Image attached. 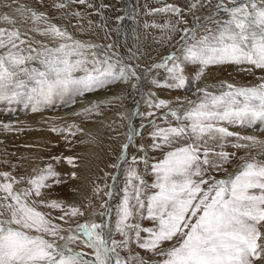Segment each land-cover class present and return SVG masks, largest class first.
I'll list each match as a JSON object with an SVG mask.
<instances>
[{"label": "snow or ice", "instance_id": "1", "mask_svg": "<svg viewBox=\"0 0 264 264\" xmlns=\"http://www.w3.org/2000/svg\"><path fill=\"white\" fill-rule=\"evenodd\" d=\"M37 2L44 6V0ZM78 2L84 4L85 0ZM229 2L232 7L226 6L223 0H217L214 6L215 12H223L227 19L206 17L214 28L200 23L199 18H194V25L198 27L162 26L181 33L179 55H169L148 66L145 72L163 69V83L152 80L156 88L182 90L186 82L195 85L197 100L188 101L182 113L164 99L148 101L149 108L167 109L164 118L168 126L160 127L149 121L153 125L149 133L151 149L167 150L163 159L151 165L147 154L140 159L134 156L129 162L125 151L132 142V133L128 134V142L122 144L117 163L111 165L113 168L128 165L124 169L123 196L115 208L114 231L104 221L78 224L75 235L61 234L65 229L53 223L50 213L41 211V207L59 210L62 214L55 219L65 222V217L76 218L84 212L75 204L66 206L61 201L39 199L45 189L66 182L52 164L33 169L34 175L19 180L2 172L0 264H129L133 259L137 264H145L139 257L129 260L120 257L118 249L126 250L132 243L162 257L157 264H264V232L261 231L264 228V160L257 157L245 160L235 174L225 179L217 180L210 174L226 171L224 165L235 155L224 151L229 138L237 141L233 147L258 148L259 155L264 156V140L229 130V126H239L264 132V78L252 86L222 83L218 94L210 92L207 86H200L211 67L247 65L253 75L256 70L264 72V0ZM198 6H205L203 0H194L190 11ZM0 7L12 8V4H0ZM67 7L66 3L56 0L51 4L56 10ZM154 11L181 17L177 24L187 23L177 6L169 4ZM0 22L11 25V28H0V105H5L7 112L19 109L37 113L57 104L70 107L86 93L118 82L130 83L133 89L138 87L140 64L136 63L137 53L131 48L125 60L114 50L115 44L99 48L76 40L66 29L52 24L45 12L18 3L14 15L0 13ZM29 22L32 26L27 31L16 26ZM198 30L204 33L199 38ZM29 31L45 37L54 46L29 37ZM188 66L195 67L194 74L187 72ZM108 103L90 102L73 115L85 118L98 115L101 105ZM135 114L156 115L152 111ZM168 117L174 118L175 126ZM2 127L4 131L10 129L8 124ZM72 129L82 131L75 124L67 129L53 127L51 131L75 136L76 131ZM135 135L139 136L140 132ZM139 151L146 152L145 146L140 145ZM52 159L59 162L61 158ZM64 159L70 166L78 167L76 157ZM140 162L146 169L150 166L153 183L148 184L138 172L135 165ZM71 177L78 178L75 172ZM112 179L115 182L117 177ZM16 184L27 186L17 190ZM108 187L106 195L111 197L112 186ZM101 208L104 209L101 217L111 214L106 204ZM137 219L150 220L153 227L144 228L139 222H132ZM114 234L122 239H111ZM81 236L83 246L91 250V259H85L86 253L73 251L68 246ZM61 240L65 241L62 245L58 244ZM165 242H172V246L163 248Z\"/></svg>", "mask_w": 264, "mask_h": 264}, {"label": "rangeland", "instance_id": "2", "mask_svg": "<svg viewBox=\"0 0 264 264\" xmlns=\"http://www.w3.org/2000/svg\"><path fill=\"white\" fill-rule=\"evenodd\" d=\"M52 2L53 0H44V6H42L37 0H16L15 3L13 0H3V4H12V8L5 7V9L10 12V15H14L17 3L34 8L38 12H45L50 18L52 24L66 29L76 40L88 44H94L100 46V48L115 44L116 47L114 50L121 56H124L125 60H127V53L129 48H131L133 52L137 53L138 59L136 63L140 64L142 77L138 82V87L136 89H133L129 83L128 91L122 97H118V99H114L116 96L111 95V89L120 86V82L92 93H86L84 97L78 98L77 102L70 107L57 104L37 113H32L28 110L29 114L39 113L41 115V119L33 126H30L28 122L25 121V126L23 127L27 111L18 109L15 112H7L5 111V105L0 106V144L2 143L7 147L5 152L0 150V173L5 172L2 170L3 165L10 163L11 159L8 158V152L13 153L12 156H15L13 158H15L18 163L20 162L19 166L20 164L22 165L21 169L15 174V176L12 175L18 180L21 177L34 175L33 169H36L38 164L35 160L39 153L42 158L41 161H39V164H52L54 169L61 174V179L66 181L65 183H62L65 196L63 202L64 205L75 204L84 212L83 216L76 218L70 219L65 217V220L67 221L65 222L55 219V217H59L62 214L59 210L46 209L48 213H50V219L53 220V223L58 224L61 228L65 229L61 234L67 237L69 234H76L78 224L103 222V217H101L100 213L103 212L104 209L101 208V205L106 204V206H108L109 203H107V200L109 196L106 195L110 190L108 186H111L110 183L113 180L112 177L117 175L115 174L117 173V170L111 167V165L117 163V157L121 153V146L128 142L127 136L130 132L132 133V142L125 151L126 160L130 162L134 156L140 159L147 154L149 165H151L153 162L155 163V161L157 162L159 159H163L164 155L157 157L150 147L151 143L148 140L149 133L153 130V125L149 123V121L153 120L155 124L160 127L168 126L166 119L164 118V112H166L167 109L155 110L154 108L148 107V101L151 100L152 93L157 92L158 94H165L166 91V93L168 92L174 97L179 95L186 96L189 94V96L192 97L190 101L197 100V96L194 94L196 92L195 85H189L187 89L176 90L177 92H173L167 88H156L152 85V80L162 78L161 81H163V69L153 70L149 72L148 75L145 72V69L151 64L161 62L169 55H179L177 48L179 46L178 42L181 33L179 31L172 32L171 30L163 29L162 26L165 24L176 25L178 29L186 27L192 28L193 26L198 27V25H194V18H199L200 23L207 24L208 27L214 28L215 25L209 23L206 20V17L212 15L216 19L225 20L227 19V16L223 12H215L214 6L217 3V0H203L205 5L203 8L198 6L191 11L190 5L194 0H85L84 4H80L78 0H56L57 3L63 2L68 5L66 9L60 10L51 8ZM223 3L228 7H232L229 0H223ZM169 4L177 6L182 10V19L187 21L186 24H177V21L181 19V17L175 16L171 13L154 11L155 9ZM76 13H79V15H75ZM118 17H123V19L118 21ZM153 25H156V27H153ZM16 26L20 28L21 31H27L32 25L31 22H29L24 25L17 23ZM7 28H11V25ZM203 34L202 30H198L197 38ZM28 36L35 37L36 40L48 43L49 46H54L50 40L41 37L34 32L29 31ZM189 43H191V41H189ZM33 46L35 47L36 45ZM226 66L230 69L227 73H217L216 76L212 73L210 76L205 74L202 78L204 86L211 87V85L213 86L217 84L214 89L211 90V92L215 94H218L222 83H231L236 86H252L260 83L261 79L264 78V72L256 70L254 75L250 72L246 81L240 83L235 80L234 76L241 71L242 73L247 71L248 66ZM219 67H211L206 73L220 70ZM190 68L191 69L189 70L187 69V72L194 74V66L193 68ZM139 89L141 95L138 94ZM94 101H110L107 105H101L98 115L93 114L90 116H94L93 119L95 121H99L101 118H104V121H108L113 118L115 114L119 115L118 112H120V117H122V120L126 124L124 127L123 124L120 123L115 130H111L110 123L107 124L106 127L110 130L111 137L113 138L111 142H99L100 140L95 136H93V138L96 139V141H89L83 131H76V129H72V131H76L75 136L70 135L68 132L58 135L51 131L53 127L67 129L71 124H75L81 130L87 128L90 125L88 120L89 117L85 118L82 116H76L73 115V113L81 111L84 107L88 106L90 102ZM139 103L141 104L140 106L138 105ZM169 105L181 113L184 108L188 107V103L185 105L182 104V106H177L178 103L177 105L172 103ZM135 108L137 109L136 113L146 114L149 111H152L155 112L156 115L154 117L136 115L132 112ZM133 113L135 115H133ZM94 120L92 122H94ZM167 120L175 126L174 118L168 117ZM4 124L10 125V130L24 128L26 143L25 141L24 143L21 142L23 139L22 136L16 137L18 133H10L11 138L9 137V134H5L6 136L2 137L1 133H4L2 125ZM31 127H33V129L38 128L39 132H41L40 138L43 139V142L40 140L37 142L36 138H32L31 135L30 139L27 137L26 131H29ZM47 130L50 135L46 137L44 132ZM137 131L140 132L139 136L135 135ZM246 133L247 135H253L258 139L264 140V132L259 130L248 129L246 130ZM35 135L36 133L34 136ZM140 145L145 146L146 152L139 151ZM38 146H40V149ZM259 151L258 148H249L246 153L249 155L250 159L257 157L259 160H264V156L259 155ZM25 152H27L28 156H25L24 159L23 153ZM20 157H23L22 160ZM53 157H60L61 159L57 162L52 159ZM66 157H76L77 159L75 160V163L78 167H72L67 164L64 159ZM244 157L240 160V164L236 166L235 169L231 171L227 170L222 173L221 171L214 172L211 176L220 180L227 178L229 174H235L239 166L244 163ZM250 159L248 158L247 160ZM127 166V164H123L121 176L118 180V186L116 190H114L112 196V216L110 220L113 231L115 225V208L123 196L122 189L125 183L124 169ZM135 166L148 184L154 182V175L151 176L152 172L150 166L146 169L143 162H140ZM44 167L39 166L38 170ZM72 172L77 174V179H72ZM2 179L3 178L0 177V180ZM26 186V184L15 185L17 190ZM96 189H99V191L96 192ZM46 190L51 192V188ZM73 196L77 197L75 203H71L70 201ZM53 198V196H50V200H53ZM46 199L47 198L44 200ZM93 203H95L94 206ZM91 207L94 208L92 211ZM132 222H139L144 228L153 227V223L147 219H137ZM68 229L72 230L71 233ZM261 231L264 232V228H261ZM142 236L146 237L147 233H142ZM83 239L84 238L81 236L75 242L69 243L68 246L73 251L86 253L87 255L85 256V259H91V250L83 246ZM111 239L120 241L122 237L119 236V234H114ZM64 243L65 241L63 240L58 241V244L62 245ZM163 248L167 249L169 246L166 244ZM118 251L120 257L124 260H129L130 257H139L145 262V264H157V262L162 259V257L157 254L139 248L135 243L130 244L126 250L118 249ZM129 264H137V262L133 259L129 260ZM257 264H259V262H257Z\"/></svg>", "mask_w": 264, "mask_h": 264}, {"label": "bare ground", "instance_id": "3", "mask_svg": "<svg viewBox=\"0 0 264 264\" xmlns=\"http://www.w3.org/2000/svg\"><path fill=\"white\" fill-rule=\"evenodd\" d=\"M0 4H3V0H0ZM0 13H3V14H8V15H10V12L7 10V9H5V7H0ZM9 25L7 24V23H3V22H0V28H7ZM99 48H100V46H98ZM162 60V59H161ZM228 66H230V65H228ZM190 67H192L193 68V66H188L187 67V69L189 70V69H191ZM219 67V66H218ZM220 68V70H214V71H211V72H208V73H206L208 76H210V75H214V76H216V74L217 73H221V72H223L224 74L225 73H227L230 69L227 67V66H220L219 67ZM248 69V68H247ZM193 70H196L195 69V67H194V69ZM210 70V69H209ZM195 72V71H194ZM148 73L149 72H146V74L148 75ZM190 73V72H189ZM212 73V74H211ZM248 74V75H247ZM235 75V74H234ZM247 75V76H246ZM249 75H250V71H244L243 73H242V71L241 72H239L238 74H236L235 76H234V78H235V80H237V82L239 81L240 83H244L245 81H246V79L249 77ZM252 75V74H251ZM145 76V75H144ZM246 76V77H245ZM142 78V77H141ZM233 78V79H234ZM162 79V78H161ZM161 79L160 78H157V80H159L161 83H163V81H161ZM239 83V84H240ZM210 85V84H209ZM215 85H217V84H215ZM215 85H211V87L209 86L208 87V90L211 92V90L212 89H214V87H215ZM188 86H189V84H188V82H186V86H185V88L184 89H187L188 88ZM200 86L201 87H204V85H203V82L201 81V83H200ZM128 89H129V84H124V83H122V82H120V86H118V87H114V88H112L111 89V95H114V96H116V97H122L127 91H128ZM170 90H172L173 92H177L175 89H170ZM141 91H140V89H139V92H138V94H140L141 95V93H140ZM141 98V97H140ZM191 96H189V94L188 95H186V96H184V95H179V96H177V97H174L172 94H169L168 92L166 93V91H165V94L164 93H160V94H158L157 92H155V93H152V95H151V100L152 101H158L159 99H164V100H166L169 104H174V105H177V103H178V105L177 106H182L181 105V102H183V104L185 105L188 101H190L191 100ZM123 99V98H122ZM121 99V100H122ZM89 100V99H88ZM91 101V100H90ZM87 102V101H86ZM141 103V102H140ZM138 104L139 106L141 105V104ZM1 106V105H0ZM82 106V105H81ZM136 108L132 111V112H134V113H136ZM153 110V109H152ZM156 110V109H155ZM119 113V115L118 114H115V116L113 117V118H111V119H109L108 121L106 120V121H104V118L102 119H100L99 121H95L93 118H94V116H92V117H89L88 118V120H89V122H90V125L87 127V128H83L82 129V131L86 134V137L88 138V140L89 141H96V139H94L93 138V136H95V137H97L100 141L99 142H102V143H106V142H111L112 140H113V138L111 137V133H110V130H108V128L106 127L107 126V124L108 123H110L111 124V130L112 129H116V127L121 123V124H123V126L125 127L126 126V124H125V122L122 120V117H120V112H118ZM133 113V115H135ZM40 114L38 113V114H29V112L27 111V116H26V119L24 120V122H23V127L25 126L24 125V123H25V121L26 122H28V124L30 125V126H33V125H35L37 122H38V120H40L41 118H40ZM23 119V118H22ZM21 119V120H22ZM94 120V122H92ZM12 121V120H11ZM10 121V122H11ZM130 128L132 129V127L130 126ZM129 128V129H130ZM25 129L24 128H18V129H14V130H8V131H4V133H1L2 135V137H4V136H6L7 134H9V137L11 138V134L10 133H12V134H15V133H18L17 135H16V137H20V136H22V141L21 142H23L24 143V141H25V143H26V138H25V131H24ZM27 130V129H26ZM229 130H231V131H234V132H239L240 133V135H242V136H248L247 135V133H246V130H248L247 128H242V127H239V126H229ZM252 130H254V129H252ZM27 132V137L30 139V135H31V137L32 138H36V140H37V142H38V140H40L41 142H43L42 140L43 139H41L40 138V134H41V132H39V130H38V128H35V129H33V127H31V129L28 131H26ZM36 133V135L34 136V134ZM46 135V137L48 136V135H50V133L48 134V130L47 131H45L44 132ZM131 133V132H130ZM6 134V135H5ZM87 140V139H86ZM51 141V140H50ZM49 141V142H50ZM151 144H152V141H151V139H150V137H149V140H148ZM147 141V142H148ZM229 143H227L226 145H225V147H224V151H226V152H228V153H234L235 155L234 156H232L230 159H229V161L226 163V165H224V168L226 169V171L227 170H233V169H235V167L236 166H238L239 164H240V160L241 159H243V157H244V159L245 160H247L248 158L250 159V157H249V155L246 153V151L249 149H247V148H243V147H241V148H237V147H233L232 145L234 144V143H237V141L235 140V138L233 137V138H229ZM239 143H245L244 141H239ZM0 146H1V148H0V150L1 151H3V152H5L6 150H7V147H5L2 143L0 144ZM39 147V149H40V146H38ZM39 149H38V152H39ZM167 149H158V150H155L154 151V154L157 156V157H161L162 155H164L165 154V151H166ZM217 150H219V149H217ZM2 154V153H1ZM12 152H8V158H10L11 160H10V163L9 164H5V165H3V168H2V170L3 171H5V172H8V173H10L11 175H14L15 176V174L21 169V167H22V165L20 164V166H19V163L16 161V159L15 158H13V157H15V156H12ZM40 154V153H39ZM38 154V156L36 157V163H38L37 164V166H36V169L38 170V167L39 166H46L45 164H39V161H41V156ZM15 155V154H14ZM23 156H24V159H25V156H28V154H27V152H25V153H23ZM22 158L23 157H20V159L22 160ZM156 158V157H155ZM157 159H159V158H157ZM27 160V159H26ZM160 160V159H159ZM34 161V160H33ZM34 161V162H35ZM154 161V160H153ZM156 162V161H155ZM5 163V162H4ZM26 163V162H25ZM24 163V164H25ZM31 163V162H30ZM154 163V162H153ZM6 166V167H5ZM25 168V167H24ZM122 168H123V164H122V166L121 167H119V168H115L116 170H117V173H115V174H117L116 175V177H117V179H116V181L114 182L113 180L111 181V191H112V196H113V192H114V190H116V188H117V186H118V180L120 179V176H121V172H122ZM226 171H221V173L222 172H226ZM215 171H213V172H211L210 174H212V173H214ZM34 173V172H33ZM153 175V173L151 174V176ZM151 179V178H150ZM50 196H53L54 198H53V200H57V201H61V202H64V200H65V196H64V188H63V185H62V183L61 184H58V185H53V187L51 188V192L49 191V190H44V195L42 196V197H40L39 199H41V200H44L45 198H47L45 201H49L50 200ZM112 196L111 197H109L108 198V200H107V203H109L108 204V208H110L111 210H112V203H113V201H112ZM77 197L76 196H73L72 198H71V203H75V199H76ZM94 204L95 203H93V206H94ZM47 208H44V207H41L40 208V210L41 211H43V212H46V213H48V211L46 210ZM94 208H92L91 207V211L93 210ZM111 216H112V211H111V214L110 215H106V216H104L103 217V222L104 221H106V222H108L109 223V225L111 226ZM50 218V217H49ZM107 231V230H106ZM167 244V246H169V247H171L172 246V242H165L164 243V245H166ZM163 245V246H164Z\"/></svg>", "mask_w": 264, "mask_h": 264}]
</instances>
